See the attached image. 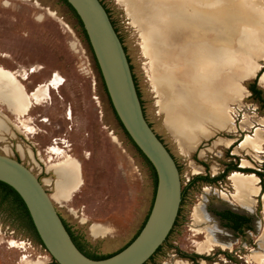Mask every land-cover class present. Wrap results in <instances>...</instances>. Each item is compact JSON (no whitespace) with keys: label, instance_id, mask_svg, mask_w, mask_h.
<instances>
[{"label":"rangeland","instance_id":"374dc122","mask_svg":"<svg viewBox=\"0 0 264 264\" xmlns=\"http://www.w3.org/2000/svg\"><path fill=\"white\" fill-rule=\"evenodd\" d=\"M102 1L127 49L147 120L173 155L180 169L182 190H185L176 226L160 253L148 264H188L178 256L180 251L185 255L207 258L208 261H200L204 264H264V248L260 241L264 239V181L246 172L264 174V108L252 99L246 87L247 83L256 80L264 98V86L260 83L264 73V56L256 54L252 61L258 66L257 74L237 79L235 83L241 90L236 101L223 105V113L232 124H228L224 131L210 129V138L201 139L195 148L184 151L165 126L164 115L158 106L160 96L151 82L150 61L141 51L139 29L132 24L119 0ZM230 1L226 0L223 15L228 23L224 24L226 26L221 32L223 40H229L230 34L235 33L236 26L231 24L241 22L243 11L242 3L232 4ZM162 3L161 0L143 1V9L155 20L148 23L150 26L159 27L160 23H156L154 16L158 14L165 20H189L190 15L184 9L177 8L168 13L171 7ZM234 10L239 14L232 20L228 14ZM237 22V26H241L242 23ZM0 68L14 73L16 80L27 85L29 90L31 86L24 82L39 83L31 93L42 92L47 96L41 103L33 100V110L29 115L18 118L5 94L0 93V119L5 123L0 120V154L18 158L19 150L21 162L29 166L25 157L28 143L24 135L29 138L37 135L38 131L32 124V118L37 113L46 115L51 123L50 126L40 125L47 132L36 136V141L41 144L47 142L51 134L58 136L62 132L63 129L58 130L57 126L70 124L73 128L70 142L74 147L71 158L76 162L79 179L75 181L78 183L61 190L59 174L52 169L56 181L54 186H46L48 194L58 213L90 254L103 257L117 252L134 238L150 213L154 194L152 174L120 128L108 104L92 54L69 8L60 0H0ZM52 73L56 75L50 80ZM60 76L65 80L62 81ZM0 81L8 85L1 74ZM56 89L57 92H54ZM52 92L64 98L63 106L53 96V108H44ZM172 98L176 100V95ZM67 103L72 107L67 118L70 123L64 119ZM7 110L18 121L16 129L10 123L12 116ZM43 121L47 123L46 118ZM30 128L34 129V133H29ZM247 135L261 136V148L255 151L239 148V143ZM219 138L232 141L231 145L219 143ZM224 138H232L235 144L232 145V139ZM83 151L87 152L85 157ZM49 154L57 162L61 160L59 165L68 156L57 146H52ZM228 165H237L239 169H245L242 173L254 175L258 180L256 184L260 194L253 209L241 208L234 201L235 191L229 180L232 172L215 183L196 182L189 186L197 176L220 177ZM196 209L206 220L202 226L196 225ZM223 209L250 214L253 230L236 235L224 228L215 214ZM9 225L14 226V233L12 229L11 233L6 229ZM94 226L102 228L103 234H93L91 228ZM204 227L213 230V239L219 243L218 247L208 246L204 251L198 248L205 242V235L198 233L199 228ZM0 229V264H23V259L25 264H54L50 255L29 236L17 215L0 209ZM17 242L31 243L30 247L27 246L28 252H24L27 256L20 250L22 243Z\"/></svg>","mask_w":264,"mask_h":264},{"label":"bare ground","instance_id":"6f19581e","mask_svg":"<svg viewBox=\"0 0 264 264\" xmlns=\"http://www.w3.org/2000/svg\"><path fill=\"white\" fill-rule=\"evenodd\" d=\"M119 1L124 5L132 24L139 29L141 51L150 61L151 82L160 96L158 106L164 115L165 126L182 150L189 151L201 139L210 138V129L214 128L216 132L226 130L227 125L232 122L225 117L223 105L227 102L234 103L241 90L235 81L254 77L258 66L252 60L256 58V54L264 56V0L230 1L232 4L242 3L243 11L241 22L239 21L241 26H237V21L230 23L236 29L235 33L230 34L229 40H223L221 36L224 24H228L223 16L226 0H161L172 11L181 8L190 16L189 20H165L166 18H161V14L154 15L156 23H160L158 28L148 24L155 20L143 9L144 0ZM172 11L169 10L168 13H173ZM238 14L234 10L228 15L233 20ZM0 74L8 81V85L0 81V93L5 94L18 118L28 114L33 100L41 103L47 97L42 92L28 95L14 73L0 68ZM260 83L264 86V73L260 77ZM174 94L176 100L172 98ZM2 123L5 124L3 121ZM33 131L30 128L29 133ZM218 142H225L229 146L232 141L219 138ZM262 144L261 136L247 135L239 148L255 151ZM62 160L53 169L59 174V188L64 191L78 183L75 180L79 179V174L74 160L68 156ZM229 180L235 191L233 199L236 204L244 209H253L260 194L256 177L234 172ZM194 219L198 226L204 225L206 221L199 209L195 210ZM91 232L103 234L104 230L94 226ZM212 232L209 227L199 228L198 233L205 235V242L198 247L200 250L219 245L213 239ZM260 241L264 248V239ZM22 262L26 263L24 259Z\"/></svg>","mask_w":264,"mask_h":264},{"label":"water","instance_id":"95a60500","mask_svg":"<svg viewBox=\"0 0 264 264\" xmlns=\"http://www.w3.org/2000/svg\"><path fill=\"white\" fill-rule=\"evenodd\" d=\"M65 1L82 23L119 122L155 170L157 185L150 213L138 236L126 248L94 260L74 244L51 196L22 162L0 154V182L21 198L46 252L57 264H145L175 225L182 202L180 172L145 119L124 46L100 0Z\"/></svg>","mask_w":264,"mask_h":264},{"label":"flooded vegetation","instance_id":"af4514ba","mask_svg":"<svg viewBox=\"0 0 264 264\" xmlns=\"http://www.w3.org/2000/svg\"><path fill=\"white\" fill-rule=\"evenodd\" d=\"M100 2L102 3V5L104 6V8L106 9L110 19H111V16H110V13L107 9V7L104 5L103 1L100 0ZM111 22L124 46V49H125V52L127 54V49L124 45V42H123V39L122 37L119 35V31L117 30L116 26H115V23L113 22V20L111 19ZM127 57H128V60L130 61V58L127 54ZM130 65L132 66L131 64V61H130ZM133 67V66H132ZM47 81V80H46ZM45 82V81H44ZM24 83H27L29 86H31V90L28 89L27 85H22L21 86L24 88L25 92L28 94V95H32V90L35 89V87H37V85L39 83H36V84H33L32 81H26ZM28 91V92H27ZM139 92V90H138ZM31 93V94H30ZM53 96H55L57 102H60V106H63V101H64V98L61 96V95H58L57 93H54L52 92L51 94V99L49 100V102L44 105L43 107L44 108H53V105H54V102H53ZM108 99V104L111 108V110H113L112 108V105H111V102ZM96 104L99 105V102L98 101H95ZM143 108V107H142ZM71 109L72 110V107H71V104L70 103H67L65 104V113H64V119L66 122L70 123L69 120H67V112L68 110ZM32 107L30 109V111L28 112V114H25V116L27 117L29 115V113L31 112ZM7 112L9 113V111L7 110ZM143 113H144V116H145V119L146 121L148 122L147 120V117H146V114H145V111L143 110ZM11 116H12V120L10 121L12 127H14L15 129L17 128V119L15 116H13L11 113H9ZM52 114V113H51ZM31 118V117H30ZM47 119V123H45L43 120L44 119ZM26 119V118H25ZM234 120V119H233ZM36 121V123H35ZM72 123V122H71ZM32 124L33 126L37 129L38 133L37 135H35L34 137H26L24 135V138L26 140V142L28 143V149H26V154H25V157L29 163V166H26L37 178L38 180L40 181V183L42 184V186L44 187V189L47 191V188L46 186H51L53 185L54 186V182L56 181V174L55 172L52 170L54 167L58 166V162L61 161L59 160L58 162L56 161V158L55 157H51V155L49 154V151H50V148L52 146H57V147H60L62 150H64V152L68 155V157H73V154H74V147H73V144L70 142V133L73 132V128L70 124H67L65 126H57V129L62 130V132L58 135V136H54V135H50L47 142H45L44 144H41L39 142L36 141V136H39L40 134H44V133H47L45 130L41 129L40 125H46V126H50L51 123H50V119L44 115V114H41V113H37L36 116L34 118H32ZM149 126L151 127V124L148 122ZM234 125H236V122L234 120ZM236 128V132L238 131L237 129V126H235ZM152 129V127H151ZM242 129V128H241ZM244 129V128H243ZM34 130V129H33ZM153 130V129H152ZM154 131V130H153ZM236 132L232 133V134H235ZM34 133V131H33ZM155 133V132H154ZM156 134V133H155ZM227 134V133H226ZM157 135V134H156ZM16 135L14 134V138L16 139ZM157 137L161 140V138L157 135ZM224 139H232V138H224ZM233 140V139H232ZM66 141V142H65ZM162 141V140H161ZM163 142V141H162ZM164 144V143H163ZM235 144V141L233 140V144ZM240 144V143H239ZM165 145V144H164ZM239 146V145H238ZM237 146V147H238ZM167 148V147H166ZM168 149V148H167ZM227 149H231V148H227ZM169 150V149H168ZM170 152V150H169ZM171 153V152H170ZM17 154H18V158H14L15 160L17 161H20L21 162V157H20V151L17 150ZM83 154V157H85V155L87 154L86 151H83L82 152ZM172 155V154H171ZM173 156V155H172ZM174 158V157H173ZM73 160V158H71ZM75 161V160H74ZM62 163V162H61ZM23 164V163H22ZM177 164V163H176ZM178 166V165H177ZM229 166H233V165H228ZM237 167V165H235ZM227 167V168H228ZM226 168V169H227ZM238 168V167H237ZM242 168V167H240ZM226 169L224 170V172L222 173V175L225 173ZM239 169V168H238ZM243 170V171H242ZM36 173H35V172ZM245 169H240V171H233V172H244ZM232 172V173H233ZM248 172V171H246ZM248 173H253L254 175H257L256 172H248ZM260 174V173H259ZM221 175V176H222ZM50 177V178H48ZM259 179L260 177L257 176ZM216 178V177H214ZM50 179V180H49ZM194 179V178H193ZM192 179V180H193ZM46 181H49L48 183ZM48 192V191H47ZM221 213H229V216L228 218L231 217V219H233V217L231 216V214H235V215H238V216H243V217H246L247 219H249L248 223H246L244 225V229H243V232L241 234H244L248 231H252L253 230V217L249 214H241V213H238L234 210H231V209H223L222 211H219ZM59 214V213H58ZM59 216L61 217L62 221H63V224L64 226L66 227L68 233L70 234L71 236V239L73 240L74 244L77 246V248L83 253L85 254L86 256H89V252L87 250V248L85 247L84 243L78 239L76 237V235L70 230L69 226L67 225L66 221L64 220L63 216L61 214H59ZM219 218V217H218ZM220 222H222L223 224V227L230 230L233 234H236V235H239V233L237 232H234L233 230H231L230 228L226 227V221H222L220 218H219ZM9 233H14L15 232V229H14V226H11L9 225L7 228ZM12 229V231H11ZM1 230V229H0ZM86 242V241H85ZM178 256L181 258V259H184L186 260V263L188 264H204L203 262H200L201 260H205V261H208L207 258H204V257H199L197 255H185V253L183 252H179ZM148 262H146V264H148Z\"/></svg>","mask_w":264,"mask_h":264},{"label":"trees","instance_id":"16d2710c","mask_svg":"<svg viewBox=\"0 0 264 264\" xmlns=\"http://www.w3.org/2000/svg\"><path fill=\"white\" fill-rule=\"evenodd\" d=\"M60 1L69 8V10L73 14V16L76 18V20H77V22L79 24V27L81 29V32H82V34L84 36V39H85V41H86V43H87V45L89 47V50H90V52L92 54V57H93L92 50H91V48L89 46V43H88L87 35H86V33H85L84 29H83V26H82L81 21L79 20L78 16L74 12V10L68 5V3L65 0H60ZM93 61H94L96 70H97V72L99 74V77L101 79V75H100V72H99V69H98V66H97V63H96L94 57H93ZM129 63H130V61H129ZM131 70H132V73H133L132 66H131ZM133 78H134L135 85H136V88H137L136 79H135L134 74H133ZM101 82H102L103 90H104V92H105V94H106V96L108 98V94H107V91H106V88H105V85H104L102 79H101ZM246 87H247L248 91L251 93L252 99L254 101L260 103L263 106V108H264L263 93H262V90L259 89V87L257 86L256 80L247 83L246 84ZM137 92H138V88H137ZM138 96H139L140 101H141V97H140L139 92H138ZM141 104H142V101H141ZM113 112H114V110H113ZM114 115H115V117H116V119H117V121L119 123L120 128L122 129L123 133L125 134L126 138L133 145V147L136 149V151L138 152V154L142 157V159L144 160V162L147 164V166L149 167V169L151 171L152 180H153V187H154V190H153V192H154V194H153V200H154V195H155V190H156V185H157V177H156L155 170L152 167V165L150 164V162L146 159V157L134 145V143L132 142V140L130 139V137L128 136V134L126 133V131L124 130L122 124L119 122V120H118L115 112H114ZM178 169H179V167H178ZM179 171H180V169H179ZM233 171H240V169H238L235 165H233V166H229L226 169L225 173L222 176H220V177L209 178V177L197 176V177H195L191 181V183H190L189 186H191L192 184H195L196 182L206 183V184L215 183V182H217V181H219L221 179H224L227 176L228 173L233 172ZM248 172H252V171H248ZM239 173H242V172H239ZM243 174H245V173H243ZM257 176L260 177L261 182L264 181V174L257 173ZM184 197H185V190H182V202H181L179 214H180V211H181V207H182V204H183ZM0 209H2V211L7 212V213H10L12 215H17L18 216V219L22 223L23 227L27 230L29 236L37 244H39L43 249H45L44 246H43V244H42V242H41V240H40V238L37 235V232L35 230V227H34V225L32 223V220L30 218V215H29V213L27 211V208L24 205L23 201L21 200V198L18 196V194L12 188H10L9 186H7L6 184H4L2 182H0ZM179 214H178V217H179ZM215 214L222 221H226V227L230 228L231 230H233L234 232H237L239 234H241L243 232L244 225L246 223H248V221H249V219H247L246 217L238 216V215H235V214H231V216L233 217V219H231V217L228 218L229 213L215 212ZM178 217L176 219V222H175L174 227L176 226ZM147 218H146V220H147ZM146 220H145V222H146ZM145 222L143 223V225L140 228V230L138 231V233L134 236V238L128 244H126L124 247H122L120 250H118L117 252L113 253L112 255H106V256H103V257H98L97 255H93V254H90L89 253V256H87V257H89L91 259H94V260H101V259H105V258H108L110 256H113L114 254L120 252L121 250H123L124 248H126L138 236V234L142 230L143 226L145 225ZM172 232H173V229H172L171 233L169 234V236L172 234ZM169 236H168L167 240L169 239ZM167 240L165 241V243L167 242ZM165 243L162 246L159 247V249L157 250V252L151 257V259L149 260V262L152 261L160 253V251L163 248V246H165ZM53 263L54 264H57L54 260H53Z\"/></svg>","mask_w":264,"mask_h":264},{"label":"built area","instance_id":"2783aa9c","mask_svg":"<svg viewBox=\"0 0 264 264\" xmlns=\"http://www.w3.org/2000/svg\"><path fill=\"white\" fill-rule=\"evenodd\" d=\"M31 70V69H30ZM56 74L55 73H52L51 75H50V80H53L54 79V76H55ZM61 77V76H60ZM62 78V77H61ZM65 79L64 78H62V81H64ZM62 84H63V82H61ZM39 86V84L37 85V87ZM54 92H57V89L54 91ZM70 115H69V110H68V112H67V117L66 118H68ZM16 242V241H15ZM17 243H22V245L20 244V246H22V249H20V250H22L23 251V253L25 252V253H27L28 251V249H27V246H31V243H26V242H17ZM7 245H8V248H10V243L9 242H7ZM45 250V249H44ZM46 251V250H45ZM23 254V255H26V254ZM27 256V255H26Z\"/></svg>","mask_w":264,"mask_h":264}]
</instances>
